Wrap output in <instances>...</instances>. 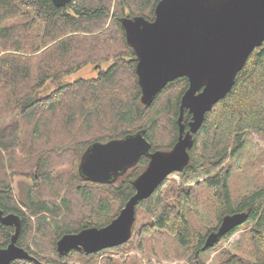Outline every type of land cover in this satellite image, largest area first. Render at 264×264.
<instances>
[{
	"label": "trees",
	"instance_id": "1",
	"mask_svg": "<svg viewBox=\"0 0 264 264\" xmlns=\"http://www.w3.org/2000/svg\"><path fill=\"white\" fill-rule=\"evenodd\" d=\"M160 1L72 0L58 8L52 0H0V210L20 216L17 245L38 261L11 264H68L73 255L91 257L77 251L61 257L57 243L64 235L109 225L135 195L133 183L147 169L149 157L113 184L93 183L79 173L89 146L141 131L151 152H168L177 143L189 81L169 83L151 105H144L138 59L122 26L124 18L154 21ZM106 63L111 65L95 78L61 83L87 66L99 69ZM191 122L185 110L186 131ZM249 132L264 135V43L252 52L228 95L206 114L193 136L188 166L139 202L133 226L138 247L164 232L190 262L206 264L198 256L210 250L202 251L206 236L226 215L247 213L254 259L226 250L216 264H264V188L236 203L229 186L227 165L244 148ZM17 176L31 181L26 200L15 196ZM191 184L206 191L218 222L206 236L186 215L194 196ZM14 233V227L0 224V248L10 244ZM130 243L119 248L128 251Z\"/></svg>",
	"mask_w": 264,
	"mask_h": 264
},
{
	"label": "water",
	"instance_id": "2",
	"mask_svg": "<svg viewBox=\"0 0 264 264\" xmlns=\"http://www.w3.org/2000/svg\"><path fill=\"white\" fill-rule=\"evenodd\" d=\"M71 1L52 0L58 8ZM122 26L138 59L136 73L144 105H151L169 83L188 79L189 87L181 99L179 138L168 152H151V144L143 131L87 148L79 173L88 182L113 184L143 156L149 157L150 162L134 181L135 195L119 216L103 228L64 235L57 243L61 257L72 251L96 254L122 246L131 239L139 202L149 198L170 175L188 166L193 136L206 114L228 95L252 52L263 45L264 0H161L154 21L143 17L124 18ZM185 110L192 115L189 131L183 124ZM247 220V213L226 215L217 230L206 236L202 250L214 248ZM0 224L15 228L10 244L0 248V264L17 260L38 263L17 245L22 231L20 216L4 215L0 210Z\"/></svg>",
	"mask_w": 264,
	"mask_h": 264
},
{
	"label": "rangeland",
	"instance_id": "3",
	"mask_svg": "<svg viewBox=\"0 0 264 264\" xmlns=\"http://www.w3.org/2000/svg\"><path fill=\"white\" fill-rule=\"evenodd\" d=\"M110 65L111 63L103 64L101 69L95 65L87 66L81 71L65 77L61 83H73L80 79L95 78L100 70H106ZM51 84L52 89L57 88V83L52 82ZM227 166L231 175L229 186L236 203L251 193L264 188V135L251 132L246 134L244 148L229 161ZM175 179L179 182V178L175 177ZM187 186L193 187L194 194L186 210L187 218L195 229L206 236L210 229L218 225L209 196L199 186H194V184ZM13 187L15 196L19 200H26L27 191L31 188V181L28 178L17 176ZM32 219L35 220V218ZM142 225L143 221H140L138 227L141 228ZM251 227L252 224L244 223L233 236L222 239L208 252L199 254V261L206 264H216L223 259L224 256L221 253L226 250L245 259L253 260ZM133 236L132 233V237L128 241L132 242L129 245L132 247L128 251L120 249L121 246H119L87 255L91 257L73 255L68 264H197L196 259L190 262L188 254L180 248L173 237L164 232L144 239L141 248L138 247L139 239L133 238ZM131 257L133 258L131 259Z\"/></svg>",
	"mask_w": 264,
	"mask_h": 264
},
{
	"label": "bare ground",
	"instance_id": "4",
	"mask_svg": "<svg viewBox=\"0 0 264 264\" xmlns=\"http://www.w3.org/2000/svg\"><path fill=\"white\" fill-rule=\"evenodd\" d=\"M30 203V202H29ZM40 216V215H39ZM22 221V220H21ZM205 245V244H204ZM204 247V246H203ZM203 249V248H202ZM203 251V250H202Z\"/></svg>",
	"mask_w": 264,
	"mask_h": 264
}]
</instances>
